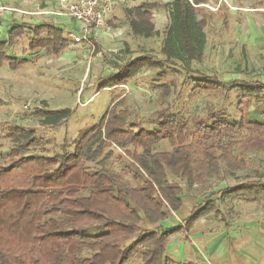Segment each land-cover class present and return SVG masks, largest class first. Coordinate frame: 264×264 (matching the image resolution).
Returning a JSON list of instances; mask_svg holds the SVG:
<instances>
[{"label":"trees","instance_id":"1","mask_svg":"<svg viewBox=\"0 0 264 264\" xmlns=\"http://www.w3.org/2000/svg\"><path fill=\"white\" fill-rule=\"evenodd\" d=\"M157 5L148 2L126 9L133 35L157 33L151 12ZM165 5L171 14L164 41L167 60L182 55L197 58L206 44L207 22L200 17L204 7L189 0ZM63 31L49 22L33 25L29 48L58 54L68 45ZM7 34L5 40L0 31V67L8 63L17 70L28 59L10 56L6 46L25 34V28L18 24ZM159 65L163 62L154 57H135L117 65L120 82L107 80L101 87L121 86L144 66ZM194 86V93L235 92L240 105H255L251 119L232 120L226 109L209 108L206 116L160 113L152 127L129 125L127 110L115 105L99 123L81 131L72 148L65 143L62 151L51 155L46 154V140L33 129L9 127L13 145L7 152L0 150V264H130L136 258L143 264H174L167 250L173 236L189 233L206 215L226 220L221 208L209 200L183 225L164 227L183 207V188L176 177L201 183L219 174L223 165L245 168L240 148L264 150V108L255 103L264 105V82L202 77L194 78ZM36 112L46 125L58 126L73 110ZM162 141H168L172 150L154 152ZM112 145L127 152L122 163L129 181L109 164ZM222 191L256 199L264 193V182L248 180Z\"/></svg>","mask_w":264,"mask_h":264},{"label":"rangeland","instance_id":"2","mask_svg":"<svg viewBox=\"0 0 264 264\" xmlns=\"http://www.w3.org/2000/svg\"><path fill=\"white\" fill-rule=\"evenodd\" d=\"M170 1H121L115 18L101 34H96L86 43L75 44L69 39L67 48L53 54L44 49L29 48L30 28L49 22L63 28L66 34L67 31L80 32L82 23L67 16L45 13L59 7L58 0H0L3 38L7 40L8 31L18 24L25 28V34L6 46L7 52L29 62L17 70L11 69L8 63L0 67V150L7 152L12 147L7 134L13 125L33 129L38 138L45 139L46 154L62 151L65 143L72 148L79 139V133L99 123L115 105L127 110L129 125L152 127V120L158 119L160 113L165 116L169 112L186 117L206 116L209 108L226 109L232 120L251 119L255 105H247L248 102L240 105L241 99L235 92L194 93V78L264 82V0H227L219 10L204 7L200 16L207 22L203 51L193 60L182 55V58L168 61L164 41L171 14L165 4ZM207 1L212 5L220 2ZM148 2L158 4L151 11L157 33L149 37L133 35L126 9ZM143 56L154 57L163 65L144 66L121 86L101 87L107 80L120 82L123 79L115 75L117 65ZM255 103L264 108L262 101ZM40 108H70L73 113L60 125L49 126L37 114L36 110ZM111 147L114 150L109 164L129 181L128 174L123 171L125 163H122L128 156L126 150L115 145ZM172 148L168 141H162L155 145L153 151ZM238 151L246 160L245 168L233 169L223 165L219 174H212L201 183L190 184L185 177L175 178L183 188V207L169 217L164 223L165 228L183 225L190 213L209 200L221 208L226 220L214 214L206 215L195 224L194 231L209 226V223L212 229L223 228L224 224L236 223V220L247 221L248 224L259 221L264 225V193L256 199L222 193L227 186L236 187L248 180L264 182V150L240 148ZM141 225L153 228L145 222ZM186 240L185 232L170 239L167 250L174 264L188 262L179 251L182 241ZM130 264L143 263L136 258Z\"/></svg>","mask_w":264,"mask_h":264},{"label":"crops","instance_id":"3","mask_svg":"<svg viewBox=\"0 0 264 264\" xmlns=\"http://www.w3.org/2000/svg\"><path fill=\"white\" fill-rule=\"evenodd\" d=\"M65 37L69 40L67 32ZM253 222L236 220L213 229L209 223L199 231L192 228L186 232L188 241L179 247L188 261L183 264H264V225Z\"/></svg>","mask_w":264,"mask_h":264},{"label":"built area","instance_id":"4","mask_svg":"<svg viewBox=\"0 0 264 264\" xmlns=\"http://www.w3.org/2000/svg\"><path fill=\"white\" fill-rule=\"evenodd\" d=\"M227 0H220L218 4L203 2L196 3V0H189L195 6L209 7L219 10L221 4ZM120 0H58L59 7L48 9L45 13L54 16H67L72 20L82 23L80 32L67 31L68 38L76 43H86L91 37L99 34L109 24V19L113 17ZM51 10V11H50Z\"/></svg>","mask_w":264,"mask_h":264}]
</instances>
